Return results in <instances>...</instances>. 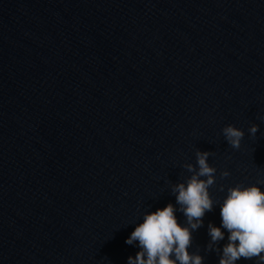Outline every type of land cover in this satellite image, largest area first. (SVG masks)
Here are the masks:
<instances>
[{"label": "water", "instance_id": "water-1", "mask_svg": "<svg viewBox=\"0 0 264 264\" xmlns=\"http://www.w3.org/2000/svg\"><path fill=\"white\" fill-rule=\"evenodd\" d=\"M197 150L214 208L189 251L219 264L228 189L264 191V0H0V264H127Z\"/></svg>", "mask_w": 264, "mask_h": 264}, {"label": "clouds", "instance_id": "clouds-1", "mask_svg": "<svg viewBox=\"0 0 264 264\" xmlns=\"http://www.w3.org/2000/svg\"><path fill=\"white\" fill-rule=\"evenodd\" d=\"M258 130V126L253 125L249 133L254 137ZM222 133L231 148H240L245 135L242 130L229 125L223 128ZM195 155L198 170L192 164H185L183 167L192 175L186 182L172 187L179 209L169 203L163 209L143 215V222L125 241L128 245L138 242L140 249L134 258H128L127 264H204V257L190 253L189 249L193 231L203 227L205 214L214 208L209 188L215 184L216 169L208 163L212 152L197 150ZM229 175L227 171L222 172L221 178ZM177 211L186 217L185 226L178 222ZM220 217V227L208 225L211 239L206 249L220 254L219 264H236L241 259L264 264V191L258 186L240 184L229 188L220 205ZM222 229L229 235L221 254L216 245L225 239Z\"/></svg>", "mask_w": 264, "mask_h": 264}]
</instances>
